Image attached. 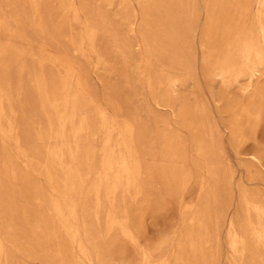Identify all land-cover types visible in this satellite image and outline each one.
Wrapping results in <instances>:
<instances>
[{"label": "rangeland", "instance_id": "rangeland-1", "mask_svg": "<svg viewBox=\"0 0 264 264\" xmlns=\"http://www.w3.org/2000/svg\"><path fill=\"white\" fill-rule=\"evenodd\" d=\"M258 14L0 0V264H264Z\"/></svg>", "mask_w": 264, "mask_h": 264}, {"label": "bare ground", "instance_id": "bare-ground-1", "mask_svg": "<svg viewBox=\"0 0 264 264\" xmlns=\"http://www.w3.org/2000/svg\"><path fill=\"white\" fill-rule=\"evenodd\" d=\"M257 3L259 6V14H258V22L257 23H258V26H259L261 33L264 35V0H257ZM72 42H73V40H72ZM72 44H75V43H72ZM263 68H264V56L263 57H257L256 59H254L253 62L248 67V69H249L248 79L251 81L253 78H256L260 74V72ZM228 72H229V69L227 67H223V68H220V69L214 71V76L218 79L223 80L226 78ZM239 72H240L239 74L244 73L242 70H240Z\"/></svg>", "mask_w": 264, "mask_h": 264}]
</instances>
